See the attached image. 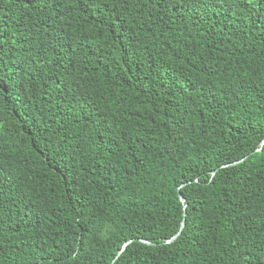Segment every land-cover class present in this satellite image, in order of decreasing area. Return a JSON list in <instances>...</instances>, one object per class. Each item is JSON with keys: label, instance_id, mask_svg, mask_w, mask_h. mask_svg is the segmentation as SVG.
I'll return each mask as SVG.
<instances>
[{"label": "trees", "instance_id": "obj_1", "mask_svg": "<svg viewBox=\"0 0 264 264\" xmlns=\"http://www.w3.org/2000/svg\"><path fill=\"white\" fill-rule=\"evenodd\" d=\"M263 139L264 0H0V264H264Z\"/></svg>", "mask_w": 264, "mask_h": 264}, {"label": "water", "instance_id": "obj_2", "mask_svg": "<svg viewBox=\"0 0 264 264\" xmlns=\"http://www.w3.org/2000/svg\"><path fill=\"white\" fill-rule=\"evenodd\" d=\"M263 146H264V139L262 140V142H261V144H260V148H259L257 151H260L261 148H262ZM245 159H246V158H245ZM245 159H242V160H240V161L234 162V163H232V164H230V165H228V166H223V168H225V167H229V166H235V165H238V164L242 163ZM216 173H217V171H214V172L212 173V177L215 176ZM195 182H197V181H195ZM185 186H186V185H182V186L178 189V193H179L180 201H181L182 204L184 205V216H183V221H182V223H181L180 230L178 231L177 234H175L172 238L166 240L163 244H172V243L176 242V241L179 239V237L181 236L183 230L185 229V226H186V210H187V204H186V200H185V198H184L183 195L181 194V189H182L183 187H185ZM133 242H135V240H130V241L126 242V243L123 245L121 251L119 252L117 258H118V257H119V256H120V255H121V254H122L127 248H128V246L131 245ZM139 242L142 243V244H145V245H147V246H155V245H156V244L153 243V242H150V241H148V240H143V239L139 240ZM117 258H116V259H117ZM116 259L113 261V263L116 261Z\"/></svg>", "mask_w": 264, "mask_h": 264}]
</instances>
